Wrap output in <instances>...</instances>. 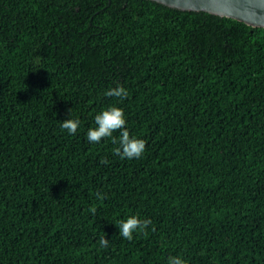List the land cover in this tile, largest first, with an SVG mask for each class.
<instances>
[{"label":"trees","instance_id":"trees-1","mask_svg":"<svg viewBox=\"0 0 264 264\" xmlns=\"http://www.w3.org/2000/svg\"><path fill=\"white\" fill-rule=\"evenodd\" d=\"M112 105L139 159L114 155L120 130L87 140ZM130 215L146 235L119 234ZM170 256L264 264V27L154 0H0V264Z\"/></svg>","mask_w":264,"mask_h":264},{"label":"clouds","instance_id":"clouds-1","mask_svg":"<svg viewBox=\"0 0 264 264\" xmlns=\"http://www.w3.org/2000/svg\"><path fill=\"white\" fill-rule=\"evenodd\" d=\"M106 96L117 97L121 100L128 96V92L122 85L110 88L105 92ZM71 112V110H70ZM96 127H92L87 131V140L90 143H99L102 139L112 137L113 132L120 130L119 140H113V143L118 144L113 149V153L119 156L121 159H139L145 152L146 141L135 136H131L126 128V118L124 109L116 105L109 106L101 113L95 116ZM80 126L79 119L68 118L63 121L61 128L67 130L69 134H75ZM107 159H102L101 163H107ZM97 198L104 199L102 193H97ZM90 211L94 214L96 208L93 207ZM150 219H141L139 215H130L126 220L120 221L117 225L120 230V235L128 240L133 238V233L138 230L144 231L151 224ZM146 235L147 232L144 231ZM108 239L101 237L99 244L102 248L108 246ZM168 264H187L183 258L179 256H170L168 258Z\"/></svg>","mask_w":264,"mask_h":264},{"label":"water","instance_id":"water-1","mask_svg":"<svg viewBox=\"0 0 264 264\" xmlns=\"http://www.w3.org/2000/svg\"><path fill=\"white\" fill-rule=\"evenodd\" d=\"M173 8L205 11L264 27V0H154Z\"/></svg>","mask_w":264,"mask_h":264},{"label":"bare ground","instance_id":"bare-ground-1","mask_svg":"<svg viewBox=\"0 0 264 264\" xmlns=\"http://www.w3.org/2000/svg\"><path fill=\"white\" fill-rule=\"evenodd\" d=\"M147 172V171H146ZM164 181V180H163ZM136 198V197H135ZM141 202V201H140ZM14 208V207H13Z\"/></svg>","mask_w":264,"mask_h":264}]
</instances>
